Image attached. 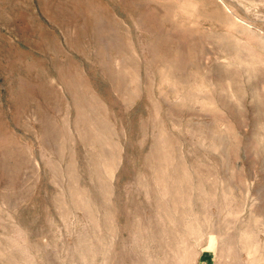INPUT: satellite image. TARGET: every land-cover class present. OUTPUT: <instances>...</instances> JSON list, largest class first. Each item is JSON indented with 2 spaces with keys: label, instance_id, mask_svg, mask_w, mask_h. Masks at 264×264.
I'll use <instances>...</instances> for the list:
<instances>
[{
  "label": "rangeland",
  "instance_id": "rangeland-1",
  "mask_svg": "<svg viewBox=\"0 0 264 264\" xmlns=\"http://www.w3.org/2000/svg\"><path fill=\"white\" fill-rule=\"evenodd\" d=\"M209 248L264 264V0H0V264Z\"/></svg>",
  "mask_w": 264,
  "mask_h": 264
},
{
  "label": "crops",
  "instance_id": "crops-1",
  "mask_svg": "<svg viewBox=\"0 0 264 264\" xmlns=\"http://www.w3.org/2000/svg\"><path fill=\"white\" fill-rule=\"evenodd\" d=\"M199 264H215V254L213 250H203L198 259Z\"/></svg>",
  "mask_w": 264,
  "mask_h": 264
},
{
  "label": "bare ground",
  "instance_id": "bare-ground-1",
  "mask_svg": "<svg viewBox=\"0 0 264 264\" xmlns=\"http://www.w3.org/2000/svg\"><path fill=\"white\" fill-rule=\"evenodd\" d=\"M214 246H215V240L211 239L210 248H213ZM210 248H209V250H210Z\"/></svg>",
  "mask_w": 264,
  "mask_h": 264
}]
</instances>
